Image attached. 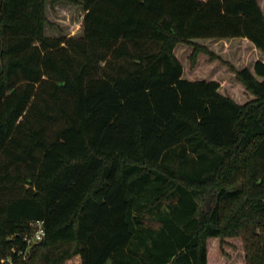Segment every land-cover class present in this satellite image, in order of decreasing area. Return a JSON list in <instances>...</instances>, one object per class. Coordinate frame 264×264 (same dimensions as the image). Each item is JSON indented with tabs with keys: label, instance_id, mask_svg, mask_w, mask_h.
<instances>
[{
	"label": "trees",
	"instance_id": "1",
	"mask_svg": "<svg viewBox=\"0 0 264 264\" xmlns=\"http://www.w3.org/2000/svg\"><path fill=\"white\" fill-rule=\"evenodd\" d=\"M56 1L0 0V264H264L259 0Z\"/></svg>",
	"mask_w": 264,
	"mask_h": 264
},
{
	"label": "rangeland",
	"instance_id": "2",
	"mask_svg": "<svg viewBox=\"0 0 264 264\" xmlns=\"http://www.w3.org/2000/svg\"><path fill=\"white\" fill-rule=\"evenodd\" d=\"M261 7L264 11V0H259ZM47 14L50 19V23L47 24L46 32L50 35L54 36H69V35H79L82 33V24L83 17L85 14V9L80 4H75L66 0H60L56 2H48L47 4ZM236 42H241V47L238 48V52L243 55L249 54L250 58H264L263 51L252 50L247 47V44L243 38L236 37ZM209 45H212L214 48L218 50V52L223 51V49H227L222 41L219 42H211ZM228 45V43H227ZM230 47L233 46L230 44ZM227 51V50H226ZM224 52V51H223ZM177 53L182 57V47L177 48ZM233 57V55H230ZM207 56L203 57V62H207ZM227 57V56H226ZM231 57V58H232ZM189 65V61L186 63ZM234 90H238L237 87L233 88ZM237 93V92H235ZM209 203L207 205L212 206L214 201L211 198H207ZM206 200V201H207Z\"/></svg>",
	"mask_w": 264,
	"mask_h": 264
},
{
	"label": "built area",
	"instance_id": "3",
	"mask_svg": "<svg viewBox=\"0 0 264 264\" xmlns=\"http://www.w3.org/2000/svg\"><path fill=\"white\" fill-rule=\"evenodd\" d=\"M45 233L46 230L44 226V220L41 219L37 222H34L33 230L25 233V239H27V241L31 244L33 242L43 239Z\"/></svg>",
	"mask_w": 264,
	"mask_h": 264
},
{
	"label": "water",
	"instance_id": "4",
	"mask_svg": "<svg viewBox=\"0 0 264 264\" xmlns=\"http://www.w3.org/2000/svg\"><path fill=\"white\" fill-rule=\"evenodd\" d=\"M43 240V239H42Z\"/></svg>",
	"mask_w": 264,
	"mask_h": 264
}]
</instances>
